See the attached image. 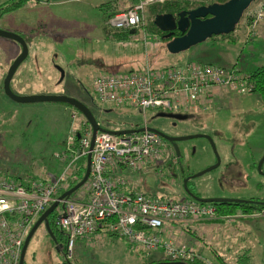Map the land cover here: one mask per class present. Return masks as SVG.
I'll return each instance as SVG.
<instances>
[{
  "label": "rangeland",
  "instance_id": "obj_1",
  "mask_svg": "<svg viewBox=\"0 0 264 264\" xmlns=\"http://www.w3.org/2000/svg\"><path fill=\"white\" fill-rule=\"evenodd\" d=\"M257 2L253 1L251 7ZM26 3L24 9L35 6L32 0ZM67 10L68 6L52 8V17L45 11L42 14L35 11L38 16L45 17L44 25L49 28L45 35L37 30L30 31L23 10L0 15V29L19 34L27 44V55L9 85L18 95L81 97L94 109L97 123L105 129H131L143 124L154 127L166 123L169 118L158 116L160 111L154 108H147L143 119L142 113L132 105H100L89 88L92 78L99 74L139 72L145 66L152 69L174 67L187 61L225 70L234 68L245 73L264 64V16L249 40L244 39L248 29L241 16L239 28L232 32L236 38L234 41L227 37L207 38L171 53L166 47L167 42L145 32L146 39H143L141 31L127 32L125 38L119 35H79L75 31L77 23L84 20L94 22L101 13L93 7ZM27 14L31 15V10ZM148 17L146 10L145 21ZM42 37L48 42L46 47L40 42ZM19 52L17 42L0 37V87L8 66ZM31 71L34 74L40 71L41 79L31 81ZM26 83V87L19 88ZM63 111L55 102L16 103L0 92V177L3 176V180L12 181L17 175L40 179L50 175L53 171L49 167L54 166L57 167L55 173L60 171V158L54 155H59L62 150L61 140L67 132L66 126L69 124L78 129L81 117L78 113L72 121L68 117L69 110ZM167 113L182 116L170 129L174 136H203L177 141L178 157L174 162L168 159L165 150L169 147L168 142L162 141L164 152H161L160 159L142 163L136 169L115 165L116 170L111 175L113 181L151 198L191 199L180 184L181 173L195 175L214 164L215 155L204 137L208 135L219 163L190 179L194 192L199 197L264 198V187L256 183L264 178L254 170V164L264 152V105L256 93L237 94L226 86L212 85L202 89L193 111L172 110ZM227 164H231L233 171L224 179L222 173ZM84 185L69 199L82 200ZM54 213H61L60 205L51 215ZM233 216L236 218L230 222L222 219L163 221L160 235L174 245L191 247L211 264H220L214 254L221 257V262L234 264L236 254L242 252L247 256L241 264H264V209L248 214L236 209ZM58 246L59 242H55L42 223L39 224L27 242L23 264H62L65 258ZM143 257L139 247L130 246L123 238L99 228L87 237L74 240L68 260L71 264H143Z\"/></svg>",
  "mask_w": 264,
  "mask_h": 264
},
{
  "label": "built area",
  "instance_id": "obj_2",
  "mask_svg": "<svg viewBox=\"0 0 264 264\" xmlns=\"http://www.w3.org/2000/svg\"><path fill=\"white\" fill-rule=\"evenodd\" d=\"M163 1L136 0L126 10L110 16L104 24L114 31L133 29L144 33L146 8ZM241 16L248 29L244 39L249 40L254 36L255 25L264 16V0H258L252 7L250 3ZM240 22H237L234 31L239 28L237 25ZM212 85L226 86L237 94H246L252 89V83L245 73H239L234 68L225 70L191 61L160 69L145 66L139 72L99 74L92 78L89 88L100 105H132L145 119L144 111L147 108L160 112L193 111L202 89ZM68 117L75 120L76 111L69 110ZM78 125L77 150L71 145L75 132L71 127L65 152L54 155L61 160L68 158L54 179L47 182L30 180L25 186L0 179V264H18L26 231L39 214L57 199L70 163L87 152L90 154V164L83 184L84 198L72 201L66 197L57 204L61 213L56 215L54 225L65 236L61 250L65 259L71 257L74 240L104 228L108 233L123 238L126 244L139 247L144 259L161 257L165 261H182L186 264L194 260H198L199 264H211L191 247L174 245L169 239L162 238L161 225L163 221L208 219L230 222L236 218L233 214H219L210 203L193 199L170 201L147 197L139 192H119L109 175L115 165L136 169L142 163L160 159L163 147L161 137L146 130L122 135L97 131L88 150L90 127L81 121Z\"/></svg>",
  "mask_w": 264,
  "mask_h": 264
},
{
  "label": "water",
  "instance_id": "obj_3",
  "mask_svg": "<svg viewBox=\"0 0 264 264\" xmlns=\"http://www.w3.org/2000/svg\"><path fill=\"white\" fill-rule=\"evenodd\" d=\"M255 0H226L222 3H210L207 5H200L195 8L189 10H182L177 13L176 16L170 13H160L156 14L153 19V25L161 32H165L162 35L163 39H167L172 33L173 30H177L181 34L179 36H175L167 41L166 47L171 53H175L184 49H187L189 46L201 42L211 36H217L221 34H227L231 32L234 26L239 21L243 11ZM129 34L134 33L133 29L128 30ZM0 37L12 39L19 44L20 52L15 56L10 65L8 66L6 73L2 79V91L4 95L13 102L16 103H32V102H63L72 106L75 110H77L83 118L86 120L87 124L90 127V139L88 150H90L93 142L94 135L97 131L106 132L112 135H122L129 134L133 132H141V131H151L156 133L162 139L167 142H170L174 148L175 154L178 155V149L175 145L176 141L192 138L195 136H203L202 134H192L187 136H169L163 133L162 131L148 126H141L137 128L131 129H120V130H110L101 127L92 113L90 112L87 105L78 100L73 96H66L61 94H29V95H18L15 94L10 86V80L21 63V61L27 55V44L22 36L15 32H9L0 29ZM158 116L161 117H171L181 119L182 116L179 114L165 113L160 112ZM204 137L208 140L210 147L215 155V162L213 165L206 167L204 170L200 171L195 175L202 174L205 171H209L215 168L219 163V157L215 151V147L211 138L208 135H204ZM264 159V153L257 162V169L259 170L260 163ZM89 164H90V154L89 152L85 155V168L84 173L80 180L76 182L73 186L63 191L57 196V199L50 203L46 209H44L39 216L32 223L29 228L25 238L23 239L19 257L18 264H23V255L24 250L27 245V242L39 224H43L44 228L50 233L49 230V222L47 216L54 210L57 206L58 201L68 197L71 193H73L76 189L84 184L86 181L88 172H89ZM195 175L187 176L182 181V189L184 193L191 199L200 202V203H222V202H248L247 200H241L237 198H227V197H199L193 193H191L186 187V180L189 178H193ZM152 264H186L182 261H159L154 262Z\"/></svg>",
  "mask_w": 264,
  "mask_h": 264
},
{
  "label": "trees",
  "instance_id": "obj_4",
  "mask_svg": "<svg viewBox=\"0 0 264 264\" xmlns=\"http://www.w3.org/2000/svg\"><path fill=\"white\" fill-rule=\"evenodd\" d=\"M26 1L27 0H12V1L8 2L4 7H2L0 9V15L5 14L7 12H11V11L16 10L17 8H19ZM224 1H226V0H165L162 3H159V4L149 5L146 8V10L149 12V17H148V20L144 22L143 31L145 33H148V34L156 35L159 40H162L163 42H166L167 39H163L162 38V35L164 33L159 31L152 23V19H153V17L156 14L170 13V14L176 16L177 13L179 11H182V10H189V9L195 8L197 6L207 5V4H210V3H213V2L222 3ZM132 2L135 3L136 0H132ZM95 8L102 14V21L103 22H105L114 13L118 12V9H117V6H116V1H114V0H110V1L99 3L98 5L95 6ZM102 29L108 35L111 34V35H119L120 36V35H125L128 32V30H124V31L111 30L104 23L102 24ZM134 32H137V31H134ZM232 32H233V30L231 32L227 33V34L211 36L209 38H212V39H218V38L223 39V38L227 37V38H229L230 41H234L236 38L233 37L234 35H232ZM180 34L181 33L178 32L177 30L174 33V35H180ZM16 72H17V70H15L14 74ZM14 74H13V76H14ZM39 74H40V71L37 72L36 74H34L32 72L31 73V78H32L31 81L40 80L41 78H40ZM245 74L247 75L248 80L252 83V89H251V91L249 93H256L258 95V97H259L260 102L264 105V64H260V65L256 66L252 70H250L248 72H245ZM13 76H12V78H14ZM18 82H20V81L18 80ZM27 85H28L27 83L23 84V85H19V88L24 87V86L26 87ZM0 92H2L3 96H5L3 91H2V86L0 87ZM55 103L59 104L61 111H63L64 109H66V110H75L69 104H66V103H63V102H55ZM85 104H86V102H85ZM88 108H89L90 112L92 113L93 117L96 120L94 109L90 108L89 106H88ZM75 111H76L77 114L79 113L77 110H75ZM64 113L67 114V111H65ZM165 113H167V112H165ZM80 121L85 123V124H87L86 120L83 118L82 115L80 117ZM141 126H139V127H141ZM71 127L74 128V126H70L69 124L66 126L67 132L64 135V138L61 140V144H62L61 145L62 146L61 152H63L65 150L66 140H67V137L69 136V129ZM74 130H75V132H74V134L72 136L71 145H72L74 150H77L76 148H77V140H78L77 139L78 129L74 128ZM58 162L61 163V165H60V170H61V167L64 166V164H66L68 162V158L66 157L64 160L60 159ZM84 168H85V156H80V157L76 158L75 160H73L70 163L69 170L67 172L66 179H65V182H64V186L58 192V195L60 193H62L63 191L67 190L68 188H70L71 186H73L76 182H78L80 180V178L82 177V175L84 173ZM49 169H52L53 172L50 175H46L45 177H42L40 179H37L35 177H27V176L24 177V176L17 175V176L13 177L14 181L13 180L12 181L15 182L16 184L22 185V186L27 185V183L30 180H35V181H39V182L51 181L52 179H54L57 176V174L60 171L58 173H55V170L57 169V167H55V166L52 167V168L49 167ZM2 177H0V179ZM69 196L67 198H69ZM210 204L215 207L216 211L219 214H235L236 209H240L242 214H248V213H252V212H254L256 210H259V208H256L255 206L250 205V204H239V203H234V202H222V203H210ZM51 213L47 216V219L50 220V221H48L49 222L50 235L53 237L55 242H61L62 243V246L60 247L61 248L60 251H61L62 248H63V243L65 241V236L54 225V220H55V217H56V213H54L52 215H51ZM52 227L57 229L58 235H56V233L52 230L53 229ZM109 234H111V233H109ZM111 235H113V234H111ZM214 255H215L216 259H218L220 261V264H225L224 262H221V260H220L221 257L220 256H218L216 254H214ZM246 256H247L246 252H243V253L237 255L234 264H241L242 259H244ZM159 261H165V260L162 259L161 257H152V258L145 259L143 264H152L154 262H159ZM62 264H71V263L69 262L68 259H64ZM187 264H199V261L198 260H194L192 262H187Z\"/></svg>",
  "mask_w": 264,
  "mask_h": 264
},
{
  "label": "crops",
  "instance_id": "obj_5",
  "mask_svg": "<svg viewBox=\"0 0 264 264\" xmlns=\"http://www.w3.org/2000/svg\"><path fill=\"white\" fill-rule=\"evenodd\" d=\"M10 1H12V0H0V9L2 7H4ZM28 1L29 0H27L26 2H28ZM85 1L86 0H32V3L35 6L25 7V9H24V5L28 4L25 2L19 8H17L14 11H11V12L15 13L17 11L18 12H20L22 10L25 11L26 15H27L26 19H28L27 20L28 24L31 26L30 31L33 32V30H34V32H36V30H37L38 33H42V35H45L47 29H49V28L46 29V25H44V22L46 21L45 17L43 15L38 16L37 13L42 14V11L43 12L45 11V12L49 13V15H50L49 17H52L51 12H50V10L52 8H60V7L68 6L67 11H74V10H78V9L87 10V9H91V7L95 8V6L98 5L99 3L110 1V0H90V2L88 4L85 3ZM114 1H116V6H117L118 11L125 10L134 3V2H132V0H114ZM81 3H84L85 5H82ZM71 5H73V6H71ZM28 10H31V15L27 14ZM35 11H37L36 14H35ZM11 12H9V13H11ZM144 21H145V18H144ZM103 23L104 22L102 21V14H101V17L95 19L94 22L93 21H86V20L79 21L77 23V27H76L75 31L79 35H108L102 29ZM153 36L157 37L156 35H153ZM119 37L125 38V35H120ZM38 41H36V42L39 43ZM40 42L43 43L45 45V47H46V45H48V42L43 37L41 38ZM41 43H39V44L41 45ZM115 170H116V167L114 168V170L112 172H114ZM110 173H109V175L111 176L112 173L111 174ZM115 184H116V189L119 192H123V193L136 192L132 188L122 187L121 182L118 183L116 181ZM197 253L200 255L199 252H197ZM236 255H239V254H236ZM201 257H203V256H201Z\"/></svg>",
  "mask_w": 264,
  "mask_h": 264
},
{
  "label": "flooded vegetation",
  "instance_id": "obj_6",
  "mask_svg": "<svg viewBox=\"0 0 264 264\" xmlns=\"http://www.w3.org/2000/svg\"><path fill=\"white\" fill-rule=\"evenodd\" d=\"M175 31L176 30H173V33L167 38V41H169L171 38H173V37H175V36H179V35H174V33H175ZM163 33H165V32H163ZM166 41V42H167ZM75 98H77L78 100H80L81 102H83L84 104H85V100L84 99H82L81 97H75ZM86 105V104H85ZM166 118H169V120L166 122V123H163V124H160V125H156V126H154L153 128H156V129H158V130H160V131H162L163 133H165L166 135H169V136H174V134H171L170 133V129L176 124V122H177V118H171V117H166ZM143 125H145V126H148L147 124H143ZM142 125V126H143ZM148 127H152V126H148ZM163 141H165L164 139H163ZM167 142V141H166ZM168 144H169V147H166V144H165V142H164V145H165V147H166V152H167V154H168V159L171 161V162H174L175 160H177V157H178V155H176L175 154V151H174V148H173V146H172V144L170 143V142H168ZM175 145L177 146V141L175 142ZM264 153V152H263ZM263 153L260 155V157H259V159L261 158V156L263 155ZM259 159L257 160V162L259 161ZM257 162H256V164H254L255 166H254V170H255V172L256 173H258V175H260L261 177H263L264 178V167H263V164H264V159L262 160V162L260 163V166H259V170L257 169ZM180 168V167H179ZM233 171V169H232V167H231V164H227V165H225V170H224V173H222V178H226V176H228V175H230V173ZM191 174H184V173H181V177H180V184H181V186H182V181H183V179L185 178V177H187V176H190ZM190 179L191 178H189L188 180H186V182H185V184H186V187H187V189L191 192V193H193V194H195V195H197L195 192H194V190H195V187L191 184V181H190ZM233 181V180H232ZM237 184H238V182H236ZM259 186H262V187H264V181H257L256 182ZM191 187V188H190ZM198 196V195H197ZM227 198H230V197H227ZM241 200H247L248 202H246V203H243V202H238L239 204H250V205H253V206H255L256 208H259V211H261L262 209H264V198H262V199H252V198H248V199H241ZM48 221H50L49 219H48ZM53 229V231L56 233V235H58V231H57V229H55L54 227H52ZM59 244H60V246H58L57 248H59V247H61L62 246V243L61 242H59Z\"/></svg>",
  "mask_w": 264,
  "mask_h": 264
},
{
  "label": "clouds",
  "instance_id": "obj_7",
  "mask_svg": "<svg viewBox=\"0 0 264 264\" xmlns=\"http://www.w3.org/2000/svg\"><path fill=\"white\" fill-rule=\"evenodd\" d=\"M235 27V26H234ZM233 31H234V28H233Z\"/></svg>",
  "mask_w": 264,
  "mask_h": 264
}]
</instances>
